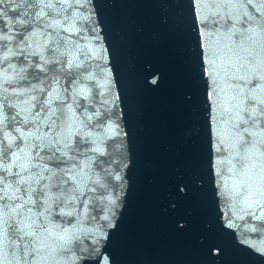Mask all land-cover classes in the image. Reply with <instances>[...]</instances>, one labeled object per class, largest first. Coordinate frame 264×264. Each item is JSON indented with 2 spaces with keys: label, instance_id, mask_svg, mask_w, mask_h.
Listing matches in <instances>:
<instances>
[{
  "label": "snow or ice",
  "instance_id": "6c2138e0",
  "mask_svg": "<svg viewBox=\"0 0 264 264\" xmlns=\"http://www.w3.org/2000/svg\"><path fill=\"white\" fill-rule=\"evenodd\" d=\"M174 37L203 146L133 233L146 54ZM0 264H264V0H0Z\"/></svg>",
  "mask_w": 264,
  "mask_h": 264
}]
</instances>
